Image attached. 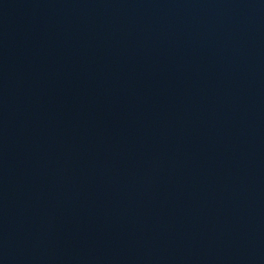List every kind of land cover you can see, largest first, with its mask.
I'll return each mask as SVG.
<instances>
[{
	"label": "water",
	"instance_id": "95a60500",
	"mask_svg": "<svg viewBox=\"0 0 264 264\" xmlns=\"http://www.w3.org/2000/svg\"><path fill=\"white\" fill-rule=\"evenodd\" d=\"M0 264H264V0H0Z\"/></svg>",
	"mask_w": 264,
	"mask_h": 264
}]
</instances>
